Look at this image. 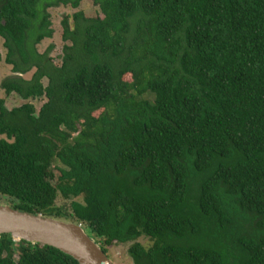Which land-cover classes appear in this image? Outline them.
<instances>
[{
  "label": "trees",
  "instance_id": "16d2710c",
  "mask_svg": "<svg viewBox=\"0 0 264 264\" xmlns=\"http://www.w3.org/2000/svg\"><path fill=\"white\" fill-rule=\"evenodd\" d=\"M80 1L0 0L6 62L35 69L0 86L46 98H0V196L133 264H264V0H92L56 65L47 8ZM0 264L79 263L2 233Z\"/></svg>",
  "mask_w": 264,
  "mask_h": 264
},
{
  "label": "water",
  "instance_id": "95a60500",
  "mask_svg": "<svg viewBox=\"0 0 264 264\" xmlns=\"http://www.w3.org/2000/svg\"><path fill=\"white\" fill-rule=\"evenodd\" d=\"M2 233L10 234L14 240L23 239L54 246L74 257L79 264H113L81 224L0 204V234Z\"/></svg>",
  "mask_w": 264,
  "mask_h": 264
},
{
  "label": "rangeland",
  "instance_id": "374dc122",
  "mask_svg": "<svg viewBox=\"0 0 264 264\" xmlns=\"http://www.w3.org/2000/svg\"><path fill=\"white\" fill-rule=\"evenodd\" d=\"M47 11L49 13V18L51 22V28L53 30L51 37L44 38L40 43L36 45L38 52H44L49 46H51V50L48 52L49 56L52 57L53 63L56 65H60L62 62V47L65 44H70L69 41H65L62 37L63 34V20L67 19L70 27H73V13L81 11L85 17H95L98 13V6H96L92 0H81L77 7H72L71 5H63L59 4L57 6L48 7ZM6 49L3 46V39L0 37V84L3 79L12 74H18L20 77L29 80L35 69L32 68L25 73H13L12 64L6 62ZM127 80H130V76H126ZM42 83L46 85L48 83V79L43 78ZM0 98H4L5 105L8 109H12L13 107L21 105L25 101L32 102L36 109L42 105V103L46 100L45 97L37 98V99H28L24 100L20 98L15 93H11L10 95H5L4 90L0 86ZM56 174V172H55ZM80 199V198H79ZM61 202L60 200H58ZM0 204H8V200L6 197L0 196ZM138 241L143 244H148L149 241L146 237L140 236ZM130 243H118L113 244L107 251V256L113 264H133L130 255L127 252L128 246Z\"/></svg>",
  "mask_w": 264,
  "mask_h": 264
}]
</instances>
